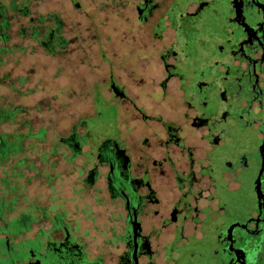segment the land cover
<instances>
[{
    "label": "flooded vegetation",
    "instance_id": "flooded-vegetation-1",
    "mask_svg": "<svg viewBox=\"0 0 264 264\" xmlns=\"http://www.w3.org/2000/svg\"><path fill=\"white\" fill-rule=\"evenodd\" d=\"M15 48L122 76L98 60L112 110L78 101L41 148L45 202L0 184V264H264V0H0Z\"/></svg>",
    "mask_w": 264,
    "mask_h": 264
},
{
    "label": "rangeland",
    "instance_id": "rangeland-1",
    "mask_svg": "<svg viewBox=\"0 0 264 264\" xmlns=\"http://www.w3.org/2000/svg\"><path fill=\"white\" fill-rule=\"evenodd\" d=\"M77 50L81 52L76 53L75 58H71V54L67 56L69 59L66 65L62 59L51 57L41 49L24 48L22 51L19 48L9 49L7 55L0 57L2 61L0 63V106L18 105L20 111L15 113L14 119L22 122L2 123L0 131L24 133L29 128V133L21 139L22 150L10 158V164L16 157L26 158L25 167L20 165L21 177L9 176V179L19 184L18 189L13 191V194H17L18 200L25 197L30 204L41 201L42 198L37 200L32 196V192L35 194L37 189L40 188L41 191V188H47L46 186L50 184H64L63 174L66 162L64 163L60 154V147L54 155L45 153L46 160H41L40 150L41 148L48 150L49 146L54 144L53 131L63 132L64 129L61 128L68 119L69 112H73L76 116L74 107L78 101H82L81 106H83L89 105L91 100L94 110L97 108L104 114H109L112 110L111 97L104 96L106 95L102 91L104 84L101 80H96L94 76L98 73L100 60L108 70L111 68L116 76H122L120 67L112 64L114 60L108 52L101 59H97L89 58L92 57L91 53L85 54L84 50ZM32 53L37 55H31ZM37 57H44V59L38 61ZM71 60L75 62L71 64ZM84 80H88L85 86L86 97L79 92L83 91ZM88 121L89 123L96 121V117H89ZM39 130L44 131H42V137L33 136ZM28 162L32 163V167L27 165ZM2 168H5L10 175L8 161H4ZM37 171L38 174H36ZM7 189L0 188V198L2 195L5 196L3 200H8L11 196ZM46 194L44 191L42 202L47 200Z\"/></svg>",
    "mask_w": 264,
    "mask_h": 264
},
{
    "label": "trees",
    "instance_id": "trees-1",
    "mask_svg": "<svg viewBox=\"0 0 264 264\" xmlns=\"http://www.w3.org/2000/svg\"><path fill=\"white\" fill-rule=\"evenodd\" d=\"M19 111H20V107L18 105H12L10 107L0 106V125L2 123H11L13 121L20 122L18 119L17 120L14 119L15 113H18ZM28 131L24 133L0 131V166L3 164L4 161H8L9 174H10V175L7 174L5 168H1L0 184L3 185L9 184L10 188H18L19 184H16L14 180L9 179V176L14 178L21 177L22 173L20 172L21 171L20 165H24L25 167L26 158L16 157L15 159L12 160L11 164H10V158L14 157L18 152L22 150L21 139L22 137L26 136L27 133H29ZM42 131L43 130H39L37 133L33 134V136L40 138L42 136ZM27 165L31 167L32 163L28 162Z\"/></svg>",
    "mask_w": 264,
    "mask_h": 264
}]
</instances>
